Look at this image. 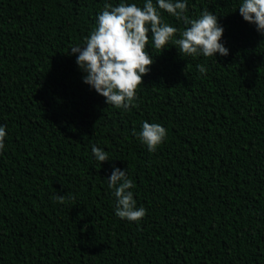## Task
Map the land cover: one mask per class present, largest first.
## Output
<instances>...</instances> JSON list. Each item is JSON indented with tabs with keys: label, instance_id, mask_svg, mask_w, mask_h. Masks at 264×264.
Returning a JSON list of instances; mask_svg holds the SVG:
<instances>
[{
	"label": "trees",
	"instance_id": "1",
	"mask_svg": "<svg viewBox=\"0 0 264 264\" xmlns=\"http://www.w3.org/2000/svg\"><path fill=\"white\" fill-rule=\"evenodd\" d=\"M238 2L188 0L189 17L219 15L229 54L153 47L125 110L69 52L105 0H0V264H264V35ZM143 120L168 131L155 151L136 134ZM114 166L147 209L138 223L115 215Z\"/></svg>",
	"mask_w": 264,
	"mask_h": 264
},
{
	"label": "clouds",
	"instance_id": "2",
	"mask_svg": "<svg viewBox=\"0 0 264 264\" xmlns=\"http://www.w3.org/2000/svg\"><path fill=\"white\" fill-rule=\"evenodd\" d=\"M187 8L188 0H143L142 4L105 0L96 14V25L84 42L72 44L69 50L82 72V80L102 95L108 105L126 110L134 104L138 85L151 70L153 47L167 48L171 44L179 53L191 56L228 55L230 49L223 40L225 28L219 15L204 9L198 16L189 17L185 14ZM237 9L245 21L264 35V0H239ZM164 11L182 18L185 27L180 29L167 22ZM196 68L201 74L208 71L206 63H197ZM136 134L149 151H155L167 139L168 131L159 122L143 120ZM7 135V126L0 123V153L6 148ZM91 151L95 160H109L105 148L93 143ZM106 182L115 197V215L138 223L147 209L138 206L134 198L135 181L128 167L114 166ZM54 198L62 201L64 196L57 194Z\"/></svg>",
	"mask_w": 264,
	"mask_h": 264
}]
</instances>
